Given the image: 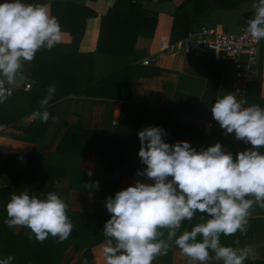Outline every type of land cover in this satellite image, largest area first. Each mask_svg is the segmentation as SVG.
<instances>
[{
    "label": "clouds",
    "instance_id": "1",
    "mask_svg": "<svg viewBox=\"0 0 264 264\" xmlns=\"http://www.w3.org/2000/svg\"><path fill=\"white\" fill-rule=\"evenodd\" d=\"M254 18L245 32L253 42L264 40V0H254ZM59 20L47 4L4 0L0 3V104L13 89L27 83L25 65L41 50L51 51L63 41ZM31 87V84H28ZM56 86L49 85L33 119L47 123L49 103ZM229 93L215 100L213 119L226 134L251 147L235 156L220 143L197 151L188 142L166 143L165 131L145 127L138 132V157L145 165L133 186L109 196L105 207L110 219L103 226L106 264H153L157 257L178 249L190 264H244L254 246H224L221 236L246 233L253 206L264 209V108ZM91 175V173H89ZM98 186V184H97ZM68 205L57 193L44 198L27 190L13 193L6 204L9 228L28 229V238L43 243L49 236L66 240L73 229ZM199 215L190 230H182ZM210 253L214 254L210 255ZM14 257L0 259L13 264Z\"/></svg>",
    "mask_w": 264,
    "mask_h": 264
},
{
    "label": "trees",
    "instance_id": "2",
    "mask_svg": "<svg viewBox=\"0 0 264 264\" xmlns=\"http://www.w3.org/2000/svg\"><path fill=\"white\" fill-rule=\"evenodd\" d=\"M77 1L76 4H49L50 9L61 7L66 15L82 11V17L80 19L78 14L79 21L76 23L71 19L64 28L70 37L68 43H60L51 51L41 50L37 53L32 62V87L28 91L14 90L9 99L0 104V122L9 126L39 110V101L47 95L48 86L54 84L57 91L48 105V111L56 120L50 118L47 123H41L32 118L27 129L38 140L46 142L56 126L65 123L71 98H83L78 125L67 128L54 151L46 153L38 147L26 153L23 163L16 165L13 173L10 171L12 157L6 156L1 160L3 168L0 169V180L4 186L0 187V202L3 204L0 211V257L12 255L13 264H59L68 247L86 249L103 244V226L111 218L107 210L100 216L67 211L73 224L70 236L59 243L49 236L40 243L28 238L25 234L28 229L19 228L13 233V228L4 224L7 218L6 204L13 193L27 190L30 194L44 198L51 192L54 180H80L77 164L79 156L85 153L95 159L93 179L114 177L115 186L111 195L114 197L123 190L119 186L120 177L131 172L138 132L143 128L163 129L166 133L164 139L174 137L195 144H202L204 139L202 131L179 126L178 116L174 113L127 102L130 79L139 76L134 73L135 68L130 62L136 38L151 39L155 49L162 37L168 38L170 43L180 40L202 14L205 0H183L170 17L145 9L140 3L142 0H115L112 7L123 11L126 16L120 22L104 15L99 16L97 41L92 52L91 84L88 86H83L82 64L75 60V56L85 18H94L96 14L84 7L85 0ZM169 1L156 0L158 3ZM233 1L235 4L232 8L243 2ZM212 2L210 0L208 10L215 8ZM94 99L120 102L114 131L90 129ZM248 99L245 92V106L253 104ZM138 180L142 182L141 178ZM198 222L199 215L191 223L185 222L181 231L185 228L190 230ZM234 241L235 235L221 236L224 246L236 247Z\"/></svg>",
    "mask_w": 264,
    "mask_h": 264
},
{
    "label": "crops",
    "instance_id": "3",
    "mask_svg": "<svg viewBox=\"0 0 264 264\" xmlns=\"http://www.w3.org/2000/svg\"><path fill=\"white\" fill-rule=\"evenodd\" d=\"M114 1L85 0L83 3L84 7L96 14L94 18H85L75 56V60L82 64L83 86L91 84L92 52L97 41L99 16L104 15L116 22L125 19L126 15L123 11L112 7ZM182 1L170 0L169 2L158 3L156 0H142L140 3L149 11L170 17L175 7ZM212 1L215 8L208 10L210 0H205L202 14L194 20L189 30L197 29L200 25H208L212 28L220 27L224 32L235 34L241 25L240 19H237L238 14L245 11H253L252 4L247 0H241L243 2L239 3L236 8H232L235 4L233 0ZM3 2L4 0H0V3ZM24 2L47 4L48 7L53 2L78 3L77 0H24ZM49 10L52 15L58 18L64 33L61 43H68L70 37L64 28L67 27L71 19L77 23L79 21H77V15L79 14L81 19L82 11L74 12L73 14L69 12L66 15L61 7L49 8ZM161 39L169 42L166 37ZM157 51L158 45L155 49L151 39L136 38L130 62L135 68L133 69L134 73H138L139 76L130 79L127 103L163 109L174 113L178 116L177 123L179 126L197 129L204 134L202 144H195L174 137L165 138L166 143L188 142L197 151L220 143L226 151H231L235 155L250 148V144L246 145L242 141L236 140L234 133L222 136V128L213 119L211 113V107L214 105L215 100L222 98L226 94L233 93L232 65L220 59L216 60L212 53H206L199 59L186 54L181 56L161 54L158 56L157 62L151 61L147 66L141 64V61L145 58L152 59V56L156 55ZM240 60L244 62L245 53L241 55ZM31 72L32 62L25 65L27 83L31 84L32 87ZM22 87L23 85L14 90H22ZM244 89L249 96V101L264 108V47L260 49L256 67L252 76L245 83ZM243 97L237 96L238 99L242 100ZM119 103V101L94 99L90 129L92 131H114ZM82 104L83 98H71L65 123L57 125L46 142H41L28 133L27 129L32 121V114L9 126L0 122V169L3 168L1 163L3 157H12L10 171L13 173L16 165H20L24 161L23 159L20 163L14 162L15 155L20 154L25 158L26 153L38 147L41 148L42 152L54 151L67 128L78 125ZM139 149L140 141L137 137L132 157L131 172L130 174L122 175L119 179V186L123 190L133 186L139 178L142 179V182L145 180V177L137 175L138 171H143L146 167L140 162L138 157ZM260 152L264 154V148H261ZM94 167V157L82 153L77 164L81 179H57L52 183L51 192L57 193L64 199L68 205V211L96 216L103 215L105 212V201L112 195L115 179L113 176L93 179ZM2 186L4 184L0 180V187ZM2 208L3 204L0 202V211ZM247 228L246 233L238 232L235 234V240L238 239L240 241V247L246 245L254 246V254L244 264H264V209L253 206ZM18 229L13 228V233H16ZM3 258L6 257H0V259ZM59 264H106L103 244L86 249L68 247L63 253ZM153 264H190V262L179 250L171 249L167 255L157 257ZM208 264H222V262L211 259Z\"/></svg>",
    "mask_w": 264,
    "mask_h": 264
},
{
    "label": "built area",
    "instance_id": "4",
    "mask_svg": "<svg viewBox=\"0 0 264 264\" xmlns=\"http://www.w3.org/2000/svg\"><path fill=\"white\" fill-rule=\"evenodd\" d=\"M247 1L251 4L254 3V0ZM245 28L246 21L241 22L239 30L235 34L224 32L220 27L212 28L208 25H200L197 29L189 30L179 41L170 43L163 39L160 40L156 55L152 56V59H143L141 64L147 66L151 61L157 62L158 56L161 54L177 56L186 54L199 59L206 53H212L216 60L220 59L232 65V92L238 97H243L245 94L244 85L252 76L260 49L264 47V40L251 41ZM243 53H245V60L241 62ZM28 84L23 85V91H28L31 88L28 87ZM221 134L225 136L226 130L222 129ZM23 159L20 154L14 156V162L20 163Z\"/></svg>",
    "mask_w": 264,
    "mask_h": 264
},
{
    "label": "water",
    "instance_id": "5",
    "mask_svg": "<svg viewBox=\"0 0 264 264\" xmlns=\"http://www.w3.org/2000/svg\"><path fill=\"white\" fill-rule=\"evenodd\" d=\"M254 18V12L253 11H245L240 14H238L237 19H240V22L247 21L248 19Z\"/></svg>",
    "mask_w": 264,
    "mask_h": 264
}]
</instances>
